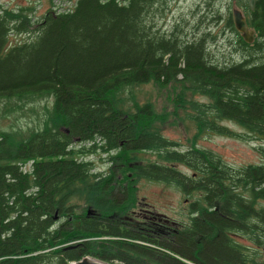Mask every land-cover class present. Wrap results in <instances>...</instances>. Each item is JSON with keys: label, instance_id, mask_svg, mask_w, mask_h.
Returning a JSON list of instances; mask_svg holds the SVG:
<instances>
[{"label": "trees", "instance_id": "16d2710c", "mask_svg": "<svg viewBox=\"0 0 264 264\" xmlns=\"http://www.w3.org/2000/svg\"><path fill=\"white\" fill-rule=\"evenodd\" d=\"M158 2L77 0L71 12H46L35 25L31 5L0 15V101L52 102L42 129L27 138L0 132V264H69L85 256L123 264H264V147L261 164L237 170L204 149H169L175 143L158 133L152 105L126 107L123 96L176 80L208 100L186 101L197 131L241 136L221 124L229 120L264 141V0L253 11L242 3L256 36L251 43L239 36L236 48L246 59L226 66L210 60L206 34L185 41L176 25L171 32L156 25ZM229 28L236 32L232 22ZM17 34L27 38L11 37ZM95 138L102 151L117 152L105 174L84 159L96 145L76 147ZM145 150L158 151V164L134 157ZM142 178L194 196L188 221L170 241L121 234L104 219L128 208Z\"/></svg>", "mask_w": 264, "mask_h": 264}, {"label": "rangeland", "instance_id": "374dc122", "mask_svg": "<svg viewBox=\"0 0 264 264\" xmlns=\"http://www.w3.org/2000/svg\"><path fill=\"white\" fill-rule=\"evenodd\" d=\"M32 1L35 0H0V3L4 5L10 2L14 7L16 4L21 6L32 4ZM39 1L40 5L37 4V8H34L35 12L28 13L30 14L29 20L31 24L33 23L32 25H35L43 14L51 12L52 2L58 0ZM243 2L248 4L249 0H159L157 4L158 10L154 19L156 25L166 32L173 31V27L176 25L178 35H181L185 41H196L201 38V35L206 34L210 60L222 66L232 65L243 59L242 52L236 48L239 35L241 34L245 37L248 43H251L256 36L255 31L253 32L251 29H248L247 33H243L240 30L237 33L229 28L227 20L232 8L241 11L246 16L242 7ZM53 14L56 15L58 12ZM223 27H225L226 35L222 34ZM11 37L21 41L24 40V37L27 38V35L17 34ZM184 87V83L176 80H171L166 85L153 82L139 85L124 93L123 96L127 98L125 106L133 107L134 102L138 105L150 103L154 113L159 116L156 122L158 133L168 142L175 143L174 148L168 147L169 149H176L181 152H185L192 147L204 149L234 170L247 167L248 165L261 164V149L264 147V141L254 139L235 122L224 120L221 124L241 135L239 137L225 136L215 132L197 131L195 121L191 119V116L195 113L186 101L208 103V100L198 94L192 95ZM51 104L50 99H38L24 104L16 99L0 101V132L16 133V141L27 138L32 131L42 129ZM134 157L143 164L148 162L156 164L158 151H139L134 154ZM94 159L98 160L97 157H94ZM171 164L181 173H192L183 164ZM167 166H170V164L167 163ZM108 167H111L110 163ZM127 173L131 172L127 171ZM118 176L121 178L120 174ZM134 193V198L130 201L128 209L123 214L127 213L131 208L137 211V203L140 206L146 203L145 206L153 213H156L157 217L170 220L174 222L173 224L177 223L180 226L179 228L173 227L174 231L182 229L181 227L190 217L189 209L194 196L184 193L171 182L142 178L135 183ZM154 231V235L158 233L162 240H171L172 233L166 235L158 229ZM240 241L252 249V244L243 239H240ZM142 244H145L151 250H158L156 249L158 248L157 246ZM126 256L130 262L129 259L133 255L128 253ZM262 258L264 259V254ZM130 263L147 264L144 261L140 263L135 260ZM111 264L123 263L119 260Z\"/></svg>", "mask_w": 264, "mask_h": 264}, {"label": "flooded vegetation", "instance_id": "af4514ba", "mask_svg": "<svg viewBox=\"0 0 264 264\" xmlns=\"http://www.w3.org/2000/svg\"><path fill=\"white\" fill-rule=\"evenodd\" d=\"M257 1L258 0H255L254 9H255V6L257 4ZM7 4H10V2H7L5 5H7ZM239 12L242 16V19L245 21L246 25L248 26V24L246 22V16H244V14L241 11H239ZM227 22H228V24H231V22H232V25L235 29V22H234L232 12L230 13V16H229ZM224 28L225 27L222 28V34L226 35V31L224 30ZM253 30L254 29H252V31ZM235 31H236V29H235ZM240 36L243 38V36L241 34H240ZM261 57H262V59L260 61H261V63L264 64V55ZM245 59H243L242 61H244ZM250 63L252 64V62H250ZM255 64H257V61ZM145 205H146V203L141 205L142 206L141 207L140 204L137 203V206H138L137 211L135 209L131 208L125 214H123L124 211H120V212L113 211L110 214L104 216V219L111 221L117 227V231H119L121 234L125 233L126 232L125 230H127V231H131L132 233H134L138 236L144 237V238H153V235L155 233V231H154L155 229H158L161 233L163 232L166 235H168L174 231L173 227H177V228L180 227L177 223L173 224L174 222H172L170 220H166V219L157 217L156 213H153L152 211H150ZM111 239H115V238H111ZM146 244H149V243H146Z\"/></svg>", "mask_w": 264, "mask_h": 264}, {"label": "water", "instance_id": "95a60500", "mask_svg": "<svg viewBox=\"0 0 264 264\" xmlns=\"http://www.w3.org/2000/svg\"><path fill=\"white\" fill-rule=\"evenodd\" d=\"M255 0H250L249 1V6L251 10L254 9V4ZM234 22H235V29L238 31H242L243 33H247L248 31V26L246 25L245 21L242 19V16L238 10L233 9L232 10ZM244 41H247L245 37H243ZM248 43V42H247ZM88 213H91V210H88ZM73 264H109L91 257H85L82 258L81 260L73 263Z\"/></svg>", "mask_w": 264, "mask_h": 264}, {"label": "built area", "instance_id": "2783aa9c", "mask_svg": "<svg viewBox=\"0 0 264 264\" xmlns=\"http://www.w3.org/2000/svg\"><path fill=\"white\" fill-rule=\"evenodd\" d=\"M76 2H77V0H58L56 2H52V7H51L50 11L52 13L58 12V14L71 12L73 10V8L75 7ZM84 145L89 146V145H91V143L85 142ZM27 167H29V166H27ZM25 168L26 167L23 166V169H25Z\"/></svg>", "mask_w": 264, "mask_h": 264}]
</instances>
